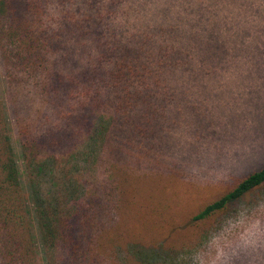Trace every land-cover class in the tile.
I'll return each instance as SVG.
<instances>
[{
  "label": "rangeland",
  "instance_id": "1",
  "mask_svg": "<svg viewBox=\"0 0 264 264\" xmlns=\"http://www.w3.org/2000/svg\"><path fill=\"white\" fill-rule=\"evenodd\" d=\"M94 5L100 26L83 38L67 34L64 51L36 74L9 75L0 60V96L28 196L38 264L61 255L55 240H42L40 217L54 210L59 223L91 195L96 210H109L111 219L104 221L122 233V243L145 235L150 243L185 250L179 264H264V185L210 223L197 227L191 219L264 166V0H93ZM113 61L140 76L127 88L148 97L155 109L154 132L139 136V146L121 143L128 133L121 125L111 146L103 145L115 112L96 107L90 97L73 102L50 92L53 72L76 80L85 69L112 68ZM83 86L90 82L75 85L77 96ZM143 112L138 106L129 115ZM21 127L37 147L30 159L22 153ZM168 223L170 231L156 241L155 227ZM193 233L199 235L186 245Z\"/></svg>",
  "mask_w": 264,
  "mask_h": 264
},
{
  "label": "trees",
  "instance_id": "2",
  "mask_svg": "<svg viewBox=\"0 0 264 264\" xmlns=\"http://www.w3.org/2000/svg\"><path fill=\"white\" fill-rule=\"evenodd\" d=\"M75 1L0 0V60L9 75L19 70L36 74L53 55L64 51L63 45L69 42L67 34H75L77 39L83 38L100 26L101 19L92 15L97 2L92 7L93 0H84L81 3L83 6ZM111 64L112 68L97 65L89 71L85 69L75 76L76 80H66L60 75L55 77L53 72L49 80L50 92L58 97H70L73 102H82L90 97L97 101L96 107L101 105L110 113L115 112V117H111L107 124L103 145L111 146L112 139H115L114 131L119 130L118 126L121 125L128 129L121 143L129 147L138 143L139 146V136H145L150 130L154 132L155 109L148 97L127 88L133 78L137 81L140 76L132 74L123 61H113ZM133 72L143 75L142 72ZM86 81L90 82V86L86 90L83 86V91L77 96L75 85ZM98 85L103 88L104 94H100ZM138 106L143 107V114L130 118L129 113ZM116 122L118 125H113ZM18 137L23 156L30 159L32 146L36 145L27 129L19 128ZM263 185L264 166L238 180L215 200L206 203L191 217L192 223H197V227L198 224L210 223L223 214L231 203ZM96 198L100 199V196ZM85 200L86 203L77 207L73 214L61 216L59 223L53 218L56 214L54 210L47 211V219L40 217L42 240L46 244L55 240L61 253L60 257L48 264H176L179 255L184 253L185 250L165 247L154 240L150 243L145 235H137L138 239L122 243V233L110 221H104V216L111 219L109 210L106 213L96 210L93 195L87 196ZM30 218L28 196L20 182L5 107L0 96V264H38ZM172 226L168 223L155 227L160 231L154 232L155 240H162L160 236L169 232ZM133 235L132 232L126 233L127 237ZM197 235L193 233L185 238L186 245L189 241L193 244L192 240Z\"/></svg>",
  "mask_w": 264,
  "mask_h": 264
}]
</instances>
